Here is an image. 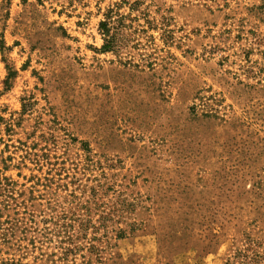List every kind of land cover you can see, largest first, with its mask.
<instances>
[{
  "label": "rangeland",
  "instance_id": "obj_1",
  "mask_svg": "<svg viewBox=\"0 0 264 264\" xmlns=\"http://www.w3.org/2000/svg\"><path fill=\"white\" fill-rule=\"evenodd\" d=\"M249 241L264 264V0H0V264Z\"/></svg>",
  "mask_w": 264,
  "mask_h": 264
},
{
  "label": "trees",
  "instance_id": "obj_2",
  "mask_svg": "<svg viewBox=\"0 0 264 264\" xmlns=\"http://www.w3.org/2000/svg\"><path fill=\"white\" fill-rule=\"evenodd\" d=\"M114 13L109 10L105 21L100 22V30L106 37L105 44L102 47V51L110 52L115 50L118 46L117 42V24L120 26V21L123 20V16H118L117 20H113ZM112 31L115 34H112ZM255 242L249 241L246 248L236 253V256L232 260H229L228 264H255L256 259L259 257L257 250H255Z\"/></svg>",
  "mask_w": 264,
  "mask_h": 264
}]
</instances>
